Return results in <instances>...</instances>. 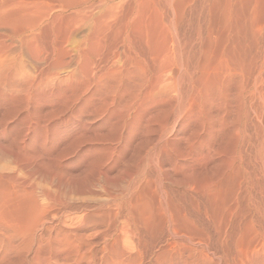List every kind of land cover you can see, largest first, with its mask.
I'll return each instance as SVG.
<instances>
[{"label":"bare ground","instance_id":"1","mask_svg":"<svg viewBox=\"0 0 264 264\" xmlns=\"http://www.w3.org/2000/svg\"><path fill=\"white\" fill-rule=\"evenodd\" d=\"M153 33V0H0V159L15 165H0V264H29L13 261L25 250L31 264H153V226L165 232L158 264H264L263 215L249 205V184L264 189V63L250 79L162 49L169 61L153 65ZM21 127L51 129L52 152L3 137ZM138 132L154 145L148 176L126 165ZM204 148L218 165L199 163ZM244 157L247 194L219 206L218 167L242 169Z\"/></svg>","mask_w":264,"mask_h":264},{"label":"rangeland","instance_id":"2","mask_svg":"<svg viewBox=\"0 0 264 264\" xmlns=\"http://www.w3.org/2000/svg\"><path fill=\"white\" fill-rule=\"evenodd\" d=\"M258 7H259V9H258ZM223 8H225V9H223ZM176 10H178L179 12ZM226 11H227V13H226ZM218 17H219V19H218ZM263 18H264V0H254V1L253 0H251V1L250 0H181V1L180 0H153V32H154L153 33L154 34L153 35V51L154 52L156 51V53H153V54L155 56L156 54L161 53L160 56L157 55V57H155L156 59L153 57L155 59V60L153 59V65H155V62L157 60H158L157 63H159V64H160V61H166V62L169 61L162 54L164 51L162 49H185L188 52L186 54L187 57L185 56V59L189 58L188 59L189 64L187 63V65H190V66L194 65V66H197L199 68H200V66H201V68H205V67L207 68L208 64L212 63L207 58H212L213 60L212 59L211 60L213 61V64H211L212 66L209 65L210 68L211 67L213 68V65H215V63L217 62L216 60H218V63L215 65V67H217V65H219V63L221 64V63L227 62L232 67L234 66L236 68L238 66L237 69H239V66H240L241 70H244V68H245V70H244L245 72L241 71L240 69L239 70L242 72V74L245 77H249L251 79L252 74L256 70V66L258 64H260L261 62L264 63V19ZM216 25L219 27H217ZM254 26H255V28H253ZM260 26L262 27V29H260L261 28ZM256 28H257V31H256ZM254 30H255V32H254ZM260 31H261V34H258ZM155 35H157V36H155ZM259 35H260V37H259ZM154 38H155V40H154ZM158 50H160L159 51L160 53L157 52ZM163 57H165V58H163ZM205 59L207 61H205ZM214 60H215V63H214ZM221 60H223V61H221ZM205 62H206V64H204ZM234 63L237 66H235ZM202 64L205 67H203ZM255 64H256V66H255ZM253 67L255 69H253ZM153 68H154V66H153ZM248 69H251V72L248 71ZM252 70H254L253 73H252ZM248 72H249V75H248ZM5 103L10 105V104H12V101H8V102L6 101ZM16 104H18L16 107H18L19 109L22 110V112L19 114L20 118L22 117L21 115L29 114L26 101H24V100L19 101L18 100V102L16 101ZM243 118H242V121L243 120L244 121L242 123L244 125L241 123L242 128H246L248 130V128H247L249 126L248 120H247L246 116H244ZM112 123H113L112 125L108 124L105 126V128L101 129L100 131H88L87 135H92L93 133L105 134L109 130L115 128V125H114L115 121L113 120ZM10 130H14V131L13 132L8 131L5 134V136H3L6 140H8L10 133H12V134L14 133V134H16V137L22 146L27 145L28 147L33 148L35 151L45 149V150H43V152H46V151H47V153L52 152L51 150L48 149L49 146L46 147V144H45L46 138L53 133V131H51V129L50 130L38 129V130L34 131V130H30L29 128L21 127V128H16V129L15 128L10 129ZM249 130H250V127H249ZM69 132L70 133L72 132L71 133L72 135H75L77 133L76 130H72ZM150 136H151V134H150ZM146 141H148V137L146 139L145 136H143L141 133H139L135 139V142H136V144H139L140 149L138 150V148H137L134 150L133 147L128 149V158L129 159L126 160L127 161L126 165L130 163L129 165H127V167L131 166L130 172L135 173L136 172L135 170L137 168L142 169L141 167L144 164V165H146L144 175L148 176V175L152 174L151 170L153 168L152 167L153 166L152 160H153V146L154 145L149 146L148 142H146ZM152 141L150 142V144L152 143ZM154 143H156V141ZM210 144L212 146H214V142H210ZM253 145L255 146L256 143H253ZM107 146L111 148V145L108 143L106 144V147L98 146V153L99 154L100 153H108L109 151L107 150L108 149ZM115 146L116 145H113V147H115ZM148 146L150 147L149 149L147 148ZM204 146H206V144ZM252 148H251V150H249V154L251 155V159L254 158V160H255L254 155H257V154H256V150H254V147H252ZM200 151L202 154V159L199 161L200 164L201 163H203V165L207 164V163L212 164L214 162H217V160L220 158L217 156H213L212 158L208 157L207 149H205V148L203 150L200 149ZM124 155H125V158H123V159H126L127 154H124ZM131 157H132V160H131ZM123 159L121 158L122 161H123ZM0 160H1L0 165L3 164L4 167L10 168L13 165V163L10 159H9L10 161L7 159L9 161V164H8L7 160H6L7 162L5 161V159L4 160L0 159ZM121 162H119V164ZM246 163H247V158L244 157V159H243V166L244 167L242 169H238L236 167L239 164V163H237V165L235 164V167L232 168V171L230 170V172L227 171L226 173L221 172V169H222L220 167L221 165L219 166L221 169L218 167L217 172H220L219 174L221 177L219 176L220 177L219 179L214 180L215 181L214 182L215 190L219 194L223 192L222 195H224V199H223V196L220 194V197L222 198L223 201L220 204L219 201H221V199H219V201H218L219 206H221L224 201H227L228 197L231 199L232 196H235L237 194H241L242 192L245 195L247 194V193H245L246 192L245 190L242 191V189L244 187L246 188V186H247L245 183H243L242 177L244 175H245V177L248 176L247 174L243 173V170L246 169V171H247V170L251 169L250 166H248V164H246ZM218 164L219 163H217L215 165H218ZM14 166L15 165H13V168H14ZM125 166L123 167V172L125 170L128 171L127 167H125ZM181 167H183L185 169L186 167H188V165L187 164H186V166L181 165ZM10 169H12V168H10ZM72 169L76 172H78L80 170L79 168H76L73 166H72ZM111 169H112L111 173L112 174L114 173L113 176H117L118 173L116 172V169L113 167ZM239 170H241V171H239ZM237 171H239L240 173ZM185 172H187V171H185ZM228 174L230 175V177H231V175L233 177L229 178ZM140 175L142 177L144 176L142 173ZM171 175H173V173H171ZM141 176H139L138 178H142ZM160 176H161V178L163 177L162 178V181L164 183L163 186L165 185L164 187L167 189V191H169L170 193H171V191L173 192L175 190V187L173 185L169 184L166 180H164L165 176L163 174ZM234 176L236 178H234ZM227 177H228V179H231V180H227ZM239 177L241 178V180ZM223 178H225L227 181L225 182V180ZM237 178L239 180L238 184L235 183V182H238V180H235ZM232 180L235 182L233 183ZM245 180H247V179H245ZM220 182H221V184H220ZM227 182H228V184L225 185ZM250 182H251V180H250ZM223 183H225V184H223ZM233 184H234V186L236 185L235 188L232 187ZM249 185L251 186V187L249 186V194H250V197L252 196V201L250 202L249 205L251 208H257L255 211H253L254 213L259 212L260 214L263 215L262 221H263V227H264V213H263L264 212V200L261 201L262 196L260 197V195H263L264 189H261L258 187H256L257 188L256 189L254 186H252V183H250ZM169 186H171V187H169ZM232 188H233V190H232ZM236 188H238V189H236ZM172 189H174V190H172ZM225 190H226V193H224ZM252 191H254V192H252ZM259 191L261 194L259 193ZM228 192H231L232 194L230 195V193H228ZM234 193H235V195H234ZM243 193H242V195H244ZM229 198H228V200H230ZM253 198H254V200H253ZM260 198H261V200H260ZM247 204H248L247 202H245V204L243 203L244 207L247 206ZM223 205H225V204H223ZM72 216L75 217L76 215H72ZM153 227H154V229H156V231L154 233L152 232L153 230L148 232L149 234L147 235V245L150 246L153 243V249H154L153 250V264H158L154 260V257L157 260V258H156V254L158 253L157 248L161 245L162 241L160 239L162 238V235L164 236L165 232L164 231L160 232V230H163L160 226H158V227L153 226ZM162 232H164V233H162ZM151 233H152L153 237H152ZM155 236H156V238L154 239ZM149 237H150V240L153 238L152 239L153 241L151 240L152 242L149 241ZM155 240H157V241H155ZM15 242H17V241H15ZM158 243H160V244H158ZM24 252H25L24 254H21L22 256L19 254H17V255L13 254V257H14L13 261L16 262V260H17V262H19L20 258H22V260L25 259V261H28L29 264H31L30 262L32 261V258L34 257L33 252L29 253V254H26V250ZM160 259H162V258H160ZM161 263H162V260H159V264H161ZM162 264H164V263H162Z\"/></svg>","mask_w":264,"mask_h":264}]
</instances>
